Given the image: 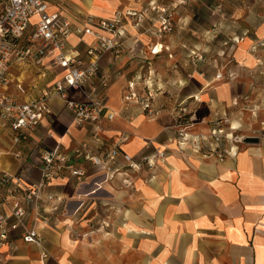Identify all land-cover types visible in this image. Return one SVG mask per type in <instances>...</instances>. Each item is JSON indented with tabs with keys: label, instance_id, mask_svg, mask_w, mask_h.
I'll return each mask as SVG.
<instances>
[{
	"label": "crops",
	"instance_id": "0c3cea01",
	"mask_svg": "<svg viewBox=\"0 0 264 264\" xmlns=\"http://www.w3.org/2000/svg\"><path fill=\"white\" fill-rule=\"evenodd\" d=\"M152 1L170 5L176 0H52L50 10L80 25L87 15L110 19L116 13L145 9ZM206 2L189 0L178 8L177 27L166 39L174 52L182 54L185 43L202 36L203 19L215 21ZM240 10L233 15L236 19L231 29L225 32L229 39L232 37L231 47L226 48L231 60L227 67L235 74L232 80H217L215 67L203 63L189 66L181 55L174 59L165 54L144 61L130 41L119 61L112 54L102 60L108 87L90 83L85 94L71 93L76 100L96 95L103 98V130L98 131L93 124L75 126L66 102L58 97L50 101L43 124L24 135L19 144L0 121V171L21 179L22 185L38 182L43 155L48 150L64 147L71 151L89 141L95 149L102 143L120 142L121 151L115 161L119 172L112 178L106 179L105 171L81 163L88 171L81 185L67 176L54 180L44 193L64 201L44 200L39 207H28L27 223L44 237L43 248L26 243L22 231L9 225L10 239L0 247V264H264V136L254 137L258 142L238 145L236 155L220 160L213 149L229 145H195L190 140L182 147L172 130L176 123L173 109L182 104L195 108L193 134L212 130L220 119L226 123L229 119L235 131L239 129L240 123L231 122L227 116L239 102L241 77L252 82L248 76L264 66L257 61L258 52L264 53V22L258 23L253 13ZM151 17L155 19L156 14ZM150 23L127 27L130 37L140 36V47L146 55L153 39L143 33V28ZM93 41L89 35L72 36L68 45L84 55ZM45 65L50 69L44 79L38 77L37 67H13L11 73L15 80L26 84L36 81V89L29 93L34 96L64 75L50 60ZM150 72L153 89L165 92L161 99L167 101L166 110L155 119L138 105L128 106L124 101L132 77ZM250 91L252 98L263 94L261 88ZM11 93H16L13 87ZM112 113L116 117L107 119ZM124 133L129 135L127 140ZM18 153L23 154L19 157ZM125 155L138 168L130 166ZM98 186L100 189L93 193ZM13 189L0 190V212L10 214V203L16 195L23 202L22 194ZM3 197H7V203ZM45 218L49 223L44 222ZM106 218L111 222L113 219V226L108 231L101 227L93 232ZM81 233L86 234L85 238L79 237ZM43 251L48 253L46 259L41 256Z\"/></svg>",
	"mask_w": 264,
	"mask_h": 264
},
{
	"label": "built area",
	"instance_id": "2783aa9c",
	"mask_svg": "<svg viewBox=\"0 0 264 264\" xmlns=\"http://www.w3.org/2000/svg\"><path fill=\"white\" fill-rule=\"evenodd\" d=\"M187 2L188 0H176L170 5H160L152 1L145 9L116 13L110 19L87 15L80 25H74L70 19L50 10L52 0H0V121L12 131L14 142L19 144L24 135L33 133L43 124L50 101L55 97L66 102L75 126L80 128L93 124L98 131L103 130L106 109L103 98L96 95L76 100L71 98V93L85 94L86 86L90 83L108 87L109 77L103 72L102 60L107 54H112L114 60L119 61L126 54L125 45L130 41L131 47L138 49V55L144 61H151L165 54L173 58L172 48L166 43V39L177 27L175 17L178 8ZM153 13L156 14L155 19L151 17ZM147 21L151 23L149 27L143 28V33L153 39L148 45V55L140 47V36L130 37L127 30L128 24L143 27ZM85 35L94 37V41L89 44L85 54L81 55L68 45V41L72 36ZM47 60H50L52 66L63 70L64 75L53 84L40 88L34 96H29L36 89V81L26 84L15 80L11 68L37 67L38 77L44 79L48 77L50 69L45 65ZM150 74L151 72L132 77L124 101L128 106L138 105L150 119H155L166 110L167 101L163 102L161 99L165 92L153 89L154 78ZM222 77V73L217 75V78ZM11 87L16 90L15 94L11 93ZM24 96L28 99H24ZM173 111L176 112V123L172 130L179 145L186 146L190 140L195 145L202 142L229 145L225 149L215 148V151H219L220 160L236 155V147L247 137H256L255 134L245 135L239 129L235 131L233 126L225 131V128H221L222 123L208 133L193 134V117L187 113V108H175ZM106 117L113 120L116 116L112 113ZM122 136L125 140L129 138L128 133ZM120 153V142L102 143L95 149L89 141H84L71 151L64 147L48 150L44 153L39 168L40 179L32 185H22L21 179L0 171V190L15 187L13 191L23 196V202L17 195L12 198L10 214L0 212V247L9 243L8 227L11 225L22 231L21 235L26 243L43 248L44 237L27 223L28 207H39L44 200L50 203L63 202L64 198L55 194L46 195L44 190L54 180L66 176L81 185L88 176L87 168L81 163L105 171L106 179L112 178L119 172L115 161ZM22 154L18 153V156ZM158 155L163 156L162 153ZM125 160L130 166L138 168L130 156L125 155ZM99 189L100 186L93 193ZM3 200L6 203L8 201L7 197H3ZM11 218L14 219L13 224H10ZM44 222L49 223V219L45 218ZM41 256L46 259L48 253L43 251Z\"/></svg>",
	"mask_w": 264,
	"mask_h": 264
},
{
	"label": "rangeland",
	"instance_id": "374dc122",
	"mask_svg": "<svg viewBox=\"0 0 264 264\" xmlns=\"http://www.w3.org/2000/svg\"><path fill=\"white\" fill-rule=\"evenodd\" d=\"M206 3L210 5V10L214 15L215 21L213 22V20L209 19V17L203 19V21L200 23L202 24L200 25V29L203 32L202 36L198 38L195 37L196 39L193 42L189 41L188 43H185L186 46H183L184 48L181 47L182 54L180 53V51L174 52L172 50L173 58L176 59L177 55H181L183 58L187 59L188 65L192 67L195 66L194 64L198 65L199 63L210 65L212 67H215L217 69V72L223 74V77L217 78V80H232L235 78V74L231 72V70H229L227 67L229 63H231V60L229 58L230 56L227 55L228 51L226 50L227 47H231L230 40L232 37L229 39V37L227 36L228 34H225V32L231 29L230 27L232 25V22L236 19L233 17V15L239 12L238 10L240 8L242 9V11L244 10L246 14L253 13V17L257 20L256 22H264V0H207ZM246 3L252 5L248 7ZM242 11L240 10V12ZM203 22L205 23L203 24ZM182 26H184V24ZM239 26L242 27L240 23ZM217 46L219 48L221 47V49L217 50ZM183 50H185V52H183ZM257 61H259L260 63L262 62L264 65V53L262 54L258 52ZM253 72L255 73L248 76L250 77V79H252V82L247 81L246 79L248 78L246 76L241 77V82L239 85V93L241 94V96L239 102L237 106L233 108L232 111H230V114L227 116V118H230L231 122L240 123L238 131L244 133L245 135L255 134L256 137L261 139L260 137L264 136V66L262 70ZM254 88H261V92L263 93L262 96L258 94L253 96L252 98L251 95L253 92L250 90H254ZM247 95L250 97H246ZM183 107L187 108V113L190 115V117H194L195 108H192L191 110L189 108V105L186 106L182 104L180 107H177V109H181ZM228 121L229 119H227L226 123V121L223 122L220 119L217 124L220 125L222 123L221 128L226 129V127H228L229 130V128L233 125ZM225 131H227V129ZM208 132L199 131V133ZM246 139L239 145L247 143ZM213 150L215 153H217V158L220 159L218 157L219 151H215V148ZM150 161L151 160H148V162ZM101 222L102 224L96 225L97 227L95 228H93L94 225L91 224L93 232L94 230L100 231L101 227H105V229H107L108 231V228H111L114 223L113 219L111 222L107 218L103 219ZM85 236V233H81V235H79V237L82 239L85 238Z\"/></svg>",
	"mask_w": 264,
	"mask_h": 264
},
{
	"label": "water",
	"instance_id": "95a60500",
	"mask_svg": "<svg viewBox=\"0 0 264 264\" xmlns=\"http://www.w3.org/2000/svg\"><path fill=\"white\" fill-rule=\"evenodd\" d=\"M246 142H258V138L250 137L246 139Z\"/></svg>",
	"mask_w": 264,
	"mask_h": 264
},
{
	"label": "bare ground",
	"instance_id": "6f19581e",
	"mask_svg": "<svg viewBox=\"0 0 264 264\" xmlns=\"http://www.w3.org/2000/svg\"><path fill=\"white\" fill-rule=\"evenodd\" d=\"M243 47V43H241V48Z\"/></svg>",
	"mask_w": 264,
	"mask_h": 264
}]
</instances>
